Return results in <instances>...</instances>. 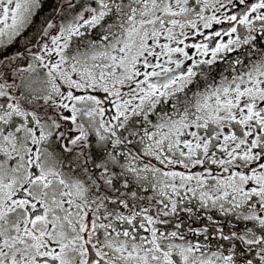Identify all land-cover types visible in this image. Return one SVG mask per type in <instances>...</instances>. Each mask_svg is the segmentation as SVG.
Masks as SVG:
<instances>
[{
    "label": "snow or ice",
    "instance_id": "snow-or-ice-1",
    "mask_svg": "<svg viewBox=\"0 0 264 264\" xmlns=\"http://www.w3.org/2000/svg\"><path fill=\"white\" fill-rule=\"evenodd\" d=\"M0 264H264V0H0Z\"/></svg>",
    "mask_w": 264,
    "mask_h": 264
}]
</instances>
